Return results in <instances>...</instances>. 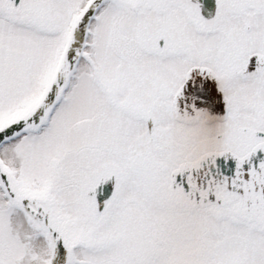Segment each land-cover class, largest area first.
I'll list each match as a JSON object with an SVG mask.
<instances>
[{
    "label": "snow or ice",
    "instance_id": "1",
    "mask_svg": "<svg viewBox=\"0 0 264 264\" xmlns=\"http://www.w3.org/2000/svg\"><path fill=\"white\" fill-rule=\"evenodd\" d=\"M0 264H264V0H0Z\"/></svg>",
    "mask_w": 264,
    "mask_h": 264
}]
</instances>
